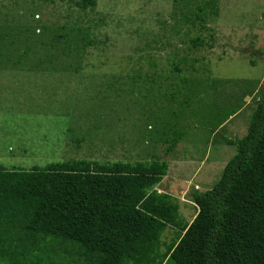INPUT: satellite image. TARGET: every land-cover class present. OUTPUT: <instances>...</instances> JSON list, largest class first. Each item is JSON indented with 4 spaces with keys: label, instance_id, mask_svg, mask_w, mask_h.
Returning <instances> with one entry per match:
<instances>
[{
    "label": "rangeland",
    "instance_id": "rangeland-1",
    "mask_svg": "<svg viewBox=\"0 0 264 264\" xmlns=\"http://www.w3.org/2000/svg\"><path fill=\"white\" fill-rule=\"evenodd\" d=\"M75 1L0 0V164L165 160L154 189L190 223L191 195L219 179L264 95V56L249 52L264 53V0ZM30 243L16 260L90 262L71 241Z\"/></svg>",
    "mask_w": 264,
    "mask_h": 264
},
{
    "label": "trees",
    "instance_id": "trees-1",
    "mask_svg": "<svg viewBox=\"0 0 264 264\" xmlns=\"http://www.w3.org/2000/svg\"><path fill=\"white\" fill-rule=\"evenodd\" d=\"M75 4L93 9L97 0ZM227 143L236 153L210 189L191 195L197 213L190 223L169 194L154 189L167 174L165 160L73 159L12 170L0 164V262L44 264L25 253L16 260L12 247L23 237L32 246L48 237L77 244L89 264H264V95L245 135ZM169 226L178 237L161 253Z\"/></svg>",
    "mask_w": 264,
    "mask_h": 264
},
{
    "label": "crops",
    "instance_id": "crops-1",
    "mask_svg": "<svg viewBox=\"0 0 264 264\" xmlns=\"http://www.w3.org/2000/svg\"><path fill=\"white\" fill-rule=\"evenodd\" d=\"M252 50H254V49H252ZM257 51V50H256ZM249 52H254V51H249ZM256 53V52H255ZM257 54V53H256ZM233 117V116H232ZM232 117H230L225 123H228V121L232 118ZM225 123H222L221 125H220V127L219 128H221V127H223L224 125H225ZM218 148L221 150V147L220 146H218ZM211 152H214L213 154H215V153H217V152H215V151H210V155H212V153ZM208 153V151H206V153H205V155ZM208 155V154H207ZM207 155L206 156H204L203 158H204V160H205V158L207 157ZM205 162V161H204ZM202 165H205V163L204 164H202Z\"/></svg>",
    "mask_w": 264,
    "mask_h": 264
},
{
    "label": "water",
    "instance_id": "water-1",
    "mask_svg": "<svg viewBox=\"0 0 264 264\" xmlns=\"http://www.w3.org/2000/svg\"><path fill=\"white\" fill-rule=\"evenodd\" d=\"M249 51H255L257 54H259V55H261V56H264V53L262 54V53H260V52H258V51H256V50H252V49H250Z\"/></svg>",
    "mask_w": 264,
    "mask_h": 264
}]
</instances>
